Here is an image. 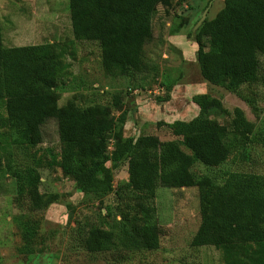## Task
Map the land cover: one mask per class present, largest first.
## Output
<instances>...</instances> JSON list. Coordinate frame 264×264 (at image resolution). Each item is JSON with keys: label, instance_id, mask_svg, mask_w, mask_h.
Segmentation results:
<instances>
[{"label": "trees", "instance_id": "1", "mask_svg": "<svg viewBox=\"0 0 264 264\" xmlns=\"http://www.w3.org/2000/svg\"><path fill=\"white\" fill-rule=\"evenodd\" d=\"M166 1L69 0L73 37L99 44L106 75H142L149 68L145 46L154 37L157 6ZM187 24L181 20L172 33ZM191 34L198 43L196 60L203 81L235 93L259 116L257 87L264 84V0H224L217 14L206 17ZM68 54L61 42L6 46L0 17V149L7 160L5 170L0 156V172L18 179L19 193L25 192L29 208L44 210L59 198L41 193L42 158L33 150L44 140L43 126L54 119L60 151L49 150L47 167L60 168L78 192H114L116 196L114 205H104L105 212L74 218L70 236L76 248L110 254L120 263L134 253L157 249L163 234L155 205L157 188L198 186L202 218L190 245L215 247L222 264H264V177L225 172L220 186L206 175L198 179L193 170L198 162L209 168L219 166L230 155L249 159L256 125L245 110L237 106L231 111L222 98L204 91L192 96L199 113L190 120L157 122L177 138L162 140L143 129L127 135L129 110L123 108L120 93L113 94L111 104L84 106L74 87L73 95L59 104L61 94L69 90L65 86L72 64ZM161 83L165 95L156 97L157 103L169 101L178 82ZM222 115L231 120L221 122L217 116ZM7 145L32 151L26 154L31 161L16 169L14 152ZM122 164L127 165V180L115 185V169ZM67 207L71 212L75 209L71 202ZM20 226L25 242L22 250L33 254L37 230L28 221Z\"/></svg>", "mask_w": 264, "mask_h": 264}, {"label": "rangeland", "instance_id": "2", "mask_svg": "<svg viewBox=\"0 0 264 264\" xmlns=\"http://www.w3.org/2000/svg\"><path fill=\"white\" fill-rule=\"evenodd\" d=\"M223 4L224 0H167L158 4L153 19L154 37L145 46L149 68L147 73L137 76L112 77L104 73L99 44L75 40L73 37L69 0H0V17L6 46L48 41L66 45L69 53L67 58L72 61L70 75L65 80L69 90L61 94L59 104L65 103L73 95L74 87L79 103L84 106L95 102L111 104L113 94L120 93L125 103L123 108L129 110L134 120L135 106L142 107V117L150 123L142 127V132H153L162 140L177 137L166 125L157 126V122L193 118L196 104L192 96L196 93L211 92L222 98L224 105L231 111L237 106L243 108L256 125L249 159L241 161L239 156L230 155L219 166L209 168L198 162L193 168L198 179L202 180L206 175L213 179L214 184L222 186L225 172L258 173L264 177V84L257 87L261 110L256 116L251 106L235 93L204 82L196 60L198 43L191 34L195 22L206 8V17L213 18ZM181 20L188 21V24L179 32L172 33ZM261 59L264 68V58ZM162 81L166 84L178 82L173 90V99L167 105L156 103V97L165 95ZM135 97L140 99L138 103ZM114 113L118 115L119 111L114 110ZM217 117L226 124L231 120L230 116ZM142 120L136 119L141 123ZM141 123L138 126L134 122L129 123L127 135H137ZM43 132V142L33 149L37 157L42 158L40 170L43 182L40 190L47 198L53 195L59 198L47 209L32 210L25 192L24 195L19 193L18 179L9 173L0 172V264H222L220 252L215 247L193 248L190 245L202 218L198 186L157 188L155 205L158 221L163 228L157 249L134 253L130 260L120 263L110 254H91L76 248L70 236L75 225L74 218L85 215L95 217L100 210L105 212L104 205H114L116 196L114 192H78L74 182L65 177L60 168H48L47 163L51 160L49 150L54 153L60 151L57 122L48 120ZM6 149L14 152L16 169L31 161L30 155L26 154L32 151H21L8 145ZM0 156L4 168L7 160L3 149H0ZM115 177V185L126 181L127 165L116 168ZM69 202L75 207L72 212L67 207ZM22 221L30 222L37 230L33 241L35 251L30 255L22 250L25 243L20 226Z\"/></svg>", "mask_w": 264, "mask_h": 264}, {"label": "crops", "instance_id": "3", "mask_svg": "<svg viewBox=\"0 0 264 264\" xmlns=\"http://www.w3.org/2000/svg\"><path fill=\"white\" fill-rule=\"evenodd\" d=\"M175 86H176V85H175ZM173 90H174V88H173ZM173 90H172V92H171V98H172V99H173V95H174V91H173ZM135 98H136L137 103H138V101H140V99H137L138 97H135ZM136 100H135V101H136ZM170 100H171V99H170ZM170 100H169V101H170ZM169 101H165V102H163V105H165V104L167 105V104L169 103ZM156 103H157V102H156ZM158 104H160V103H158ZM163 105H161V107H162ZM161 107H160V108H161ZM136 110H137V111H136ZM193 110H194V112H195V115H197V114L199 113V107H198L197 105L194 106ZM135 112H136V114H135ZM130 114H131V113H129V118H128V121H127V123H126V125H125L126 130L129 128V127H128V124H129V123H133V122H134V124H136L137 126L141 123V122H137L136 119H137V120H142V119H141L142 114H143V113H142V107H137V106H135V108H134V114L136 115V119H135V120H134L133 117L130 116ZM195 115H194V116H195ZM194 116H193V117H194ZM142 118H143L142 123H141L142 126H141L140 128L138 127V128L140 129V130H138L139 132H141L142 127L144 126V124H146L145 120L147 121V124H148V125L150 124L148 119H145L144 117H142ZM144 122H145V123H144ZM134 130H135V129H134ZM134 132H135V131H134ZM152 133H153V132H152ZM153 134H154V133H153Z\"/></svg>", "mask_w": 264, "mask_h": 264}, {"label": "water", "instance_id": "4", "mask_svg": "<svg viewBox=\"0 0 264 264\" xmlns=\"http://www.w3.org/2000/svg\"><path fill=\"white\" fill-rule=\"evenodd\" d=\"M207 10H208V8H206V9L203 11L201 17H200L199 20L195 23V25H194V27H193V32H196V30L199 28V26H201L202 23L205 21Z\"/></svg>", "mask_w": 264, "mask_h": 264}]
</instances>
